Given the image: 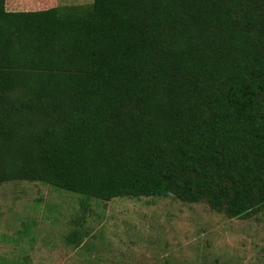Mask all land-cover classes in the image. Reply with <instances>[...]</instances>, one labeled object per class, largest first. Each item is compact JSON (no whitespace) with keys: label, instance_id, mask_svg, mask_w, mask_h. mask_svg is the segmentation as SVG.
I'll return each instance as SVG.
<instances>
[{"label":"trees","instance_id":"trees-1","mask_svg":"<svg viewBox=\"0 0 264 264\" xmlns=\"http://www.w3.org/2000/svg\"><path fill=\"white\" fill-rule=\"evenodd\" d=\"M54 4L0 0V183L264 212V0Z\"/></svg>","mask_w":264,"mask_h":264},{"label":"rangeland","instance_id":"rangeland-1","mask_svg":"<svg viewBox=\"0 0 264 264\" xmlns=\"http://www.w3.org/2000/svg\"><path fill=\"white\" fill-rule=\"evenodd\" d=\"M6 150L7 172L15 164L9 156L21 148ZM0 264H264V212L228 218L222 209L171 197L105 201L8 180L0 183Z\"/></svg>","mask_w":264,"mask_h":264}]
</instances>
